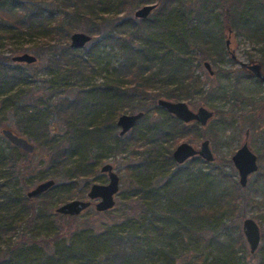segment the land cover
Listing matches in <instances>:
<instances>
[{
	"label": "rangeland",
	"instance_id": "obj_1",
	"mask_svg": "<svg viewBox=\"0 0 264 264\" xmlns=\"http://www.w3.org/2000/svg\"><path fill=\"white\" fill-rule=\"evenodd\" d=\"M188 1L193 4L194 11L199 14V17L194 18V21L187 23L186 28L190 36V63L195 75L199 76L202 91L197 90L190 98L181 101H185L194 111L204 106L212 110L214 116L205 126L195 121L196 123L190 122L186 128L182 127L184 133L174 140L173 145L172 141L153 140L152 135L145 130L150 121L170 120L175 125H178L179 122L175 117L171 118L167 110H161L162 108H159L157 103L158 99L166 98L159 94L158 89H166L169 85L167 82L170 83V86H174L172 85L174 78H168V72L151 68L159 72L158 80L152 81L147 78L145 81V87L151 90L148 95L149 99H155L158 107L155 106L149 110V114L154 115V119L144 118L136 131L130 130L123 136L122 143L119 144L116 138L121 131L117 125L119 116L139 111L124 108L114 117L108 113L93 115L90 119L91 125H97L105 120L104 118L112 120L110 124L113 131L112 136H116L115 138L111 137L105 145L94 148L92 155L97 159L86 162L92 164L90 167L94 172L73 180L64 175L66 168L63 161L65 159L68 162L71 153H74L72 159L76 162L82 153L77 146L69 147L74 128L70 122L74 116L69 111L72 106L71 102L78 100L76 98L79 96V91L90 89V86L84 82L100 83L105 80L107 75L114 73L121 61L118 52L112 45L100 44L94 47V51L88 53L87 47L92 43L95 44V36L92 37L91 44L89 42L86 44L88 45L86 48H84L86 45L82 48H73L71 35L74 32H85L91 35L86 27L93 23L89 24L86 21H82L81 26L74 29L69 37L58 36L60 44H52L58 47L63 46V50L66 42L70 48L81 55L77 59L81 60L82 66L71 67L74 64L72 54L65 51H61V56L55 58L56 56L47 50L49 49L47 45L49 40L37 35L31 37L26 34H17L13 42L2 49L5 54L11 57V65H9L11 68L9 69H16L23 73L29 83H19L21 84L19 86L20 95L17 96L16 102H10L11 90L3 92V94L0 93V134L2 135L3 128H9L28 138L35 145V151L27 157V161L31 165V171H29L36 176L32 181L33 184L27 188L28 191L46 180L54 179L56 181L53 188L35 199L38 206L44 208L45 215H48V212L56 213V209L65 202L75 199L88 200L87 193L94 183H108V175L101 172L102 165L111 163L120 176V189L115 196L116 204L112 209L100 212L96 209L97 200H93V204L89 208L74 218L70 216L52 217L61 227L62 234L56 239L51 236L48 239L39 237L38 240L45 250L53 251L57 241L79 247L81 244L78 243L87 239V230L83 228L93 227L102 231L107 224L119 225L125 217V213L130 215L136 213L135 220L138 221L140 217L144 218L140 219L142 221L140 224H136V227H142L136 238L140 242L138 245L130 242V247L133 245L136 249L141 248L146 253L145 264L146 262L150 264H233V257L235 264L262 263L264 256V189L259 186L260 183H264V84L248 74L242 68L241 62L259 61L264 66V39L258 38L253 32L255 25L264 23V12L261 11L259 18L253 21L259 13L252 11V4H248L247 0ZM261 1L264 3V0ZM149 3L152 1L126 0L125 9L120 11L117 18L136 21L148 18L149 20L159 17L167 18L166 14L169 13L170 7L165 6L164 9L163 5H158L147 18L135 17V12ZM64 21L75 25V21L67 16L64 17ZM151 22L156 23V21L149 23ZM157 22L159 23V21ZM143 25L146 26L145 23ZM177 25L175 23L172 26ZM154 26H150L151 29L146 27V32L149 35L163 37L165 28ZM122 30L119 29V31ZM141 39L139 41L144 44L145 37L142 36ZM228 40H230L229 46L227 45ZM135 44L138 45L139 42L136 41ZM18 48L21 50H17ZM24 53L36 56V61L29 64L12 60L13 56ZM233 53L236 58L232 57ZM2 55L3 53L0 51V62L4 60L1 58ZM206 61L211 64L213 75L204 65ZM1 64L0 69L4 68ZM64 82L75 85L63 86ZM12 83L16 82L12 81ZM81 86H83L82 89H80ZM4 88V90L9 89V87ZM151 99L142 100V104L152 103ZM131 101L133 100L123 102V105L129 107L132 104ZM34 104L38 107L35 111L40 118L41 127L35 131V139L24 133L26 129H31V115L28 108ZM116 107L118 106L116 105ZM64 108H67L68 111H64ZM80 108L86 109L82 103H80ZM80 108H77L76 115L79 111L83 112ZM33 109H35L34 106ZM86 124L87 121L81 120L78 127L83 129ZM55 134L58 135V139L67 138L68 143L62 142L61 147L62 149L69 148L63 151L65 155L61 154L54 159L55 155L50 139ZM136 137H141L142 141L135 142V139H141ZM207 139L210 141V147L215 156L214 161L207 162L203 158L191 160L186 164L188 170L196 171L198 166L203 167V170L215 169L218 172H223L231 180V183L235 182L240 185L239 174L232 156L246 142L258 156L259 170L250 175L246 187L243 188L240 185L243 190L236 192L237 200L234 205L223 204V207L218 205L211 210L208 202L201 205L200 208H198V203H195L184 210L186 214L188 212L187 217L192 218L191 225H186L185 222L175 223L174 219L164 223L162 221L164 216L168 215L169 210L176 207V204L170 199L182 197L189 200L192 196H200L207 190L208 183L204 176L197 177L194 183H188L185 186L179 183L167 185L168 195L162 197L163 200L166 198L167 202L170 200L167 207L162 205L159 208L158 204L152 203L149 205L144 203L145 206H143L141 205L143 202L137 201L139 197L132 199L131 192L139 183L145 187V190H150L154 183L164 186L168 181L173 170L172 165L170 170L166 171H162L160 168L154 169L155 167H150L154 164V160H158V167H169L168 164H165L169 160V149H172L171 155H173L176 147L183 142L191 143L200 149L202 142ZM0 144L6 147V142L2 141L1 137ZM125 144H127L125 151H117L118 147L123 148ZM92 145L95 144H90V147ZM25 194L27 195V193ZM197 217L199 219L194 222ZM246 218L255 219L261 227L262 242L255 254L251 253L250 245L243 232V222ZM130 223L131 221H128L127 225L121 226L130 228L127 229L130 231L134 226ZM79 232L80 234H78ZM25 236L27 239L30 238L29 234ZM53 239L55 240L53 241ZM231 260L232 263H229ZM33 264H52V262L36 260L33 261ZM110 264H118V260L110 262Z\"/></svg>",
	"mask_w": 264,
	"mask_h": 264
},
{
	"label": "trees",
	"instance_id": "obj_2",
	"mask_svg": "<svg viewBox=\"0 0 264 264\" xmlns=\"http://www.w3.org/2000/svg\"><path fill=\"white\" fill-rule=\"evenodd\" d=\"M125 1L0 0V51L3 53L1 58H4L0 62L4 66V68L0 69V93L3 94V92L11 90L10 102H16L17 96L20 95L19 86L21 84L19 83H29L24 78L23 73L18 72L16 69H9L11 68L9 66L11 65V57L2 51L5 46L13 42L17 34H26L31 37L37 35L46 38L49 40L47 43L49 49L47 50H50L49 52H52L56 56L55 58H59L62 52L65 51L72 54L71 57L74 64L71 67L82 66L81 60H78L81 55L70 48L66 42L63 50V46L58 47L52 44H60L57 39L58 36L62 38L69 37L74 29L81 26L82 21H86L89 24L92 22L93 25L87 26L86 29L93 38L95 36L96 41L95 44L89 42L91 45L84 47L88 46L87 52L94 51V47L100 44L112 45L121 58L114 73L107 75L105 80L100 83L90 84V82H84V84L90 86V89L83 92L82 90L79 91V96H76L78 100L71 102L72 106L69 111L74 116L73 119H70V122L74 128L70 137L69 147L77 146L82 155H80L79 161L76 160V162L72 159L74 153H71L68 162L64 159V167L66 168L64 175L68 179L73 180L76 177L92 174L94 172L93 168L90 167L92 164H87L86 162L97 159V157L95 158L92 155L94 148L105 145L111 137L115 138L116 136H112L113 131L110 126L112 120L104 118L105 120L98 123L99 126L98 124L91 125L90 119L93 115L108 113L111 117H114L115 114L124 108L132 111H143V117L131 129L133 132L136 131L144 118L154 119V115H150L149 110L156 106V100L150 98L153 101H151L152 103L142 104V100H150L148 95L151 90L145 87L147 78L155 81L158 80V71L168 72V78H174L172 81L174 86H170V83L167 82L169 85L166 89L158 90L161 96L170 100L181 101L190 98L197 90L202 91L199 76L195 75L190 63V36L186 28L189 21H194V18L199 17V14L194 11L193 4H190L188 0H151L152 3L156 4V7L158 5H163L164 9L165 6L170 7L169 13L166 14L167 18L161 19L162 17H159L153 20L148 18L136 21L127 18L122 20L117 18L122 12L121 10L125 9ZM247 3L252 4V11L259 13L258 17L253 19V21H256L260 16V12H264V3L261 0H247ZM65 16L75 21V25L64 21ZM150 21H156V23H149ZM175 23L178 25L172 26ZM152 25L165 28L164 36L149 35L146 32V27L151 29L150 26ZM120 28L123 30L119 31ZM253 32L258 38L264 39V23L255 25ZM62 34L63 36H61ZM142 36L145 37L144 44L139 41L142 40ZM136 41L139 42L138 45L135 44ZM17 50L21 49L18 48ZM39 55L41 56V54ZM151 68H157L158 71ZM148 69H151L152 72ZM12 81L16 83H12ZM66 85L74 86L75 84L64 82L63 86ZM4 87H9V89L4 90ZM131 99L133 100L131 101L132 104L129 107H125L123 102H129ZM80 103L86 109H81ZM115 103L118 107L114 105ZM33 106L35 109H33ZM33 106L28 108L31 115V129H26L24 133L35 139V131L41 127L40 118L35 111L38 107L36 104ZM78 107L83 112L79 111L76 115ZM158 107L162 108L161 110H166L163 107ZM158 107L156 106V108ZM64 111H68V109L64 108ZM169 116L171 118L175 117L179 124L175 125L170 120L159 119L150 121L145 130L152 135L153 140L164 139L166 142L172 141L173 145L174 140L184 133L182 127L186 128L190 123L183 122L171 113H169ZM81 120L87 121L83 129L78 127V123ZM57 136L55 134L50 139L52 151H54L55 155L54 159L59 155L61 156V154L65 155L63 151L69 148L62 149L61 143H68V139H58ZM123 136L120 134L116 136L119 144L122 143ZM0 137L2 141L6 142V147L0 144V264H33V261L35 262L36 260H49L52 264H110V262L116 260H118V264H145L146 253L141 248L136 249L133 245L130 247L131 243L138 245L140 242L136 238L142 227H136V224H140L142 222L140 219L144 218L140 217L138 221L135 220L134 216L137 215L136 213H133V215L125 213V217H123L119 225L107 224L102 231H98L93 227L83 228L87 230V239L78 243L81 244L79 247L74 244H62L64 242L57 241L53 251L45 250L38 240L39 237L48 239L51 236L56 239L62 234L61 227L56 224L55 218L53 220L52 217L70 216L74 218L78 215H62L55 212H48V215H45L44 208L38 206L35 199L46 194L50 189L34 198H29L25 194L28 191L27 188L33 184L32 181L36 178L30 172L31 165L27 161V157L31 154L16 147L1 134ZM134 141H142V138ZM90 144L95 145L90 147ZM126 148L127 144L123 145V148L118 147L117 151H125ZM171 151L172 149H169V160L168 163H165L169 167H158V160H154V164L150 165L151 168H160L162 171L170 170L172 165L173 170L170 176L168 174L169 178L166 184L162 186L159 183H154L150 190H145V187H142L139 183L131 192L132 199L139 197L137 201L139 203L143 202L141 205L145 206L144 203H148V205L152 203L158 204L159 208L162 205L167 207L170 200H172L176 207L169 210L168 215L164 216L162 221L166 223L168 220L174 219L175 223L185 222L186 225H191L190 220L192 218H188V212L186 214L184 210L195 203H198V208H200L201 205L208 202L211 210L218 205L221 207H223V204L234 205L237 200V197H235L236 192L243 190L238 183L234 181V183H231V180L223 172H218L215 169L203 170V167L198 166L196 171H190L186 166L187 162L202 158L194 157L183 164H178L174 160L173 155H171ZM54 176L56 177L57 175ZM139 176L141 177V174ZM203 176L208 185L207 190L202 195L192 196L189 200L178 197L167 202L166 198L162 199V197L168 195L167 185L179 183L185 186L188 183H194L197 177ZM259 187L264 189V183H260ZM55 191L58 192L57 190ZM198 219V217L195 218L194 222ZM128 221H131V225L134 224L130 231H127L130 228L121 226L127 225ZM29 232L32 233L30 234ZM26 234H29V239L25 238ZM15 236L20 238H15ZM232 260L233 264H235L234 257ZM232 260L229 263H232ZM146 264L150 263L146 262ZM261 264H264V256Z\"/></svg>",
	"mask_w": 264,
	"mask_h": 264
},
{
	"label": "water",
	"instance_id": "obj_3",
	"mask_svg": "<svg viewBox=\"0 0 264 264\" xmlns=\"http://www.w3.org/2000/svg\"><path fill=\"white\" fill-rule=\"evenodd\" d=\"M155 8L156 4L154 3L146 4L135 12V17L147 18ZM91 40L92 35L88 33L74 32L71 35V46L76 49L82 48ZM229 44L230 40L227 41L228 46ZM232 57L236 58L234 53L232 54ZM12 60L15 62H26L31 64L36 61V56L24 53L13 56ZM204 65L213 75L214 71L212 70L209 61H206ZM241 66L248 72V74L254 76L259 82L264 84L263 63L259 61L241 62ZM157 103L160 107H163L169 113L175 115L185 123L197 121L202 126H205L214 116V112L204 106L199 107L197 111L192 110L185 101H174L160 98ZM143 115V111L120 115L117 120V125L121 128L120 135L123 136L133 129ZM2 135L13 145L27 153H33L35 151V145L28 138L14 132L12 129L3 128ZM195 156H200L207 162L214 161L215 156L208 139L202 142L200 149L191 143L183 142L173 151V158L178 164H183ZM232 160L239 174V183L244 188L248 184L250 175L259 170L258 156L252 151L246 142L232 156ZM101 172L108 175V183H94L87 193L88 200L75 199L65 202L56 209V213L72 216L80 215L93 204V200H97L96 209L100 212L112 209L116 204L115 196L120 189V176L114 170V166L111 163L102 165ZM55 182L54 179L46 180L34 189L27 191V195L29 197L38 196L52 188V186L55 185ZM243 232L250 245L251 253H256L262 242V231L259 223L253 218H246L243 222Z\"/></svg>",
	"mask_w": 264,
	"mask_h": 264
},
{
	"label": "flooded vegetation",
	"instance_id": "obj_4",
	"mask_svg": "<svg viewBox=\"0 0 264 264\" xmlns=\"http://www.w3.org/2000/svg\"><path fill=\"white\" fill-rule=\"evenodd\" d=\"M195 157H200V156H195ZM194 158V157H193ZM202 158V157H201Z\"/></svg>",
	"mask_w": 264,
	"mask_h": 264
}]
</instances>
